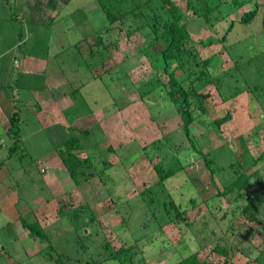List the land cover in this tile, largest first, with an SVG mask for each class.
I'll return each instance as SVG.
<instances>
[{
  "label": "rangeland",
  "instance_id": "1",
  "mask_svg": "<svg viewBox=\"0 0 264 264\" xmlns=\"http://www.w3.org/2000/svg\"><path fill=\"white\" fill-rule=\"evenodd\" d=\"M173 1L186 8V0ZM225 1L221 12L226 20L215 26L192 12H185L183 19L201 58L213 57L212 77L223 78L221 88L211 84L201 91L207 98L191 101V131L203 153L213 159L214 175L192 149L177 107L159 85L168 77L152 59L162 44L150 46L146 34L135 29L137 21L129 20L131 30L129 24L97 17L92 55L85 46V58L73 48L56 61L66 79L55 91V96L66 95L57 110L71 108L65 118L58 113L63 122L51 129L33 117L25 126L28 139L9 169L16 171L23 162L36 177L47 180V186L35 185L31 191L28 219L41 221L49 234L47 242L35 238L32 264L104 261L111 249L129 246L147 264H178L191 254L202 264H264V160L250 168L264 151V91L257 94L259 99L252 91L254 85L264 89V0H248L243 8ZM257 3L255 19L240 23ZM18 25L24 29L20 20ZM226 34L223 44L220 39ZM170 64L177 69V62ZM179 78L188 89L186 76L179 73ZM229 112L231 121L217 126L216 120ZM74 136L84 145L75 153L90 163L81 170L79 185L63 166L39 167L42 157L53 155ZM158 141L163 144L160 151L154 144ZM164 155L168 160L178 157L186 169L161 182L155 167ZM241 160L250 168L248 174L258 170L263 183L254 176L241 193L221 196L239 173ZM14 175L20 186L31 182L29 177L21 180L18 172ZM170 201L175 207L168 217ZM83 207V217L93 222L77 226L71 216ZM7 212L13 215L15 209ZM11 229L10 237H16L18 228ZM1 244L6 250L11 247L10 242ZM5 253L0 247V264H9Z\"/></svg>",
  "mask_w": 264,
  "mask_h": 264
},
{
  "label": "crops",
  "instance_id": "2",
  "mask_svg": "<svg viewBox=\"0 0 264 264\" xmlns=\"http://www.w3.org/2000/svg\"><path fill=\"white\" fill-rule=\"evenodd\" d=\"M101 16L108 20L98 0H0V235L6 237L12 234L13 226L18 228L16 237L0 239L9 264L33 263L36 241L21 219L32 222L28 219L33 210L31 191L35 185L47 186V180L36 177L34 169L23 162L18 170L9 172L18 153L10 134L11 118L15 112L20 113L21 147L28 139L25 126L33 117L46 129L63 122L58 115L65 118L71 107L63 106L62 112L58 111L66 95L55 96V91L63 88L66 79L56 61L73 48L85 58L83 50L87 46L92 55L91 40L99 31L97 17ZM18 20L24 29L18 27ZM41 49L45 52H39ZM39 162L40 168H65L57 150ZM16 172L21 180L29 177L31 182L20 186L14 179ZM14 209L13 215L7 212ZM4 241L11 243L9 251L1 244Z\"/></svg>",
  "mask_w": 264,
  "mask_h": 264
},
{
  "label": "trees",
  "instance_id": "3",
  "mask_svg": "<svg viewBox=\"0 0 264 264\" xmlns=\"http://www.w3.org/2000/svg\"><path fill=\"white\" fill-rule=\"evenodd\" d=\"M186 8H182L177 5L173 0H148L144 4H140L135 0H98L99 5L110 23L121 22L122 24H129L130 29H133V25H130L129 20L137 21L136 30L144 32L148 38L150 46L155 44H162V49L155 55L152 62L155 67H163V73L168 77L167 82H159L161 89L167 93L169 100L174 106L177 107L179 114L183 120V127L188 137L191 147L195 152L204 158L207 167L212 175L214 170L211 165L213 159L211 156L205 155L192 134L191 126L195 121V116L191 110V101L195 98H207L208 95L201 93L202 90L209 85L214 84L218 88L223 86L222 77H212L209 67L213 61V57L202 59L198 52L194 39L189 31L188 25L183 22L185 12H192L197 17L205 19L208 24L215 26L217 23L226 20L222 14V8L226 5L225 0H186ZM232 3L239 8H243L250 2L248 0H232ZM258 4V3H257ZM258 6L256 9L244 13L240 19V23H251L258 14ZM234 24V23H233ZM233 28V25H232ZM232 30V29H231ZM263 30H264V12H263ZM226 34L220 39L221 43L227 42ZM212 41L210 44H213ZM171 61L178 63V67L175 70L171 69ZM179 73L186 76L189 80V88H185L182 80L179 78ZM264 89L259 85H254L252 91L256 94ZM258 98V96H257ZM259 99V98H258ZM232 114L229 112L225 117L217 119L215 124L222 126L223 124L231 121ZM20 113L15 112L11 118L10 134L15 138L14 148L18 151L21 149V127H20ZM89 133L88 130L85 131ZM158 146V149L162 148L161 141L154 143ZM84 145L82 140L78 136L67 139L61 146L57 147L58 155L67 169L70 177L73 179L76 185L80 184L81 170L85 165H89L88 160H82L75 151L82 150ZM241 156V154H239ZM167 155H164L159 164L156 165V171L161 179V182H165L170 178L176 176L179 172L186 169V165L181 162L178 157H173L171 160L166 159ZM264 160V151L256 159H253L252 165L256 166L258 163ZM170 162L166 165V163ZM232 164L231 166H234ZM239 173L231 184L226 185L225 189L220 193L221 196H229L236 192L241 193L251 182L252 177L256 176L260 182L263 183L258 170L252 174H248L250 168L246 167L242 163ZM235 167V166H234ZM248 168V169H247ZM166 205V203H164ZM170 209L167 210V216L171 217V209L175 207L173 201H170ZM87 207H83L82 210H76L71 216V221L74 224L83 223L88 225L93 222V219H87L83 217V212ZM60 214L65 216L62 210ZM177 216H181L179 211L176 212ZM174 220V219H173ZM173 220H171L173 222ZM22 225L26 228L32 237L41 241H48L49 234L44 230L43 226L38 221L29 222L22 218ZM77 232L81 231V227L76 228ZM105 248L110 250L109 244L105 245ZM216 250L223 255L227 256L228 252L225 248L217 246ZM113 260L118 264H147L144 258L137 259V253L133 246L121 247L117 251L110 250V254L104 261L88 262L86 264H106V262ZM178 264H202L197 254H191L190 256L182 259Z\"/></svg>",
  "mask_w": 264,
  "mask_h": 264
}]
</instances>
